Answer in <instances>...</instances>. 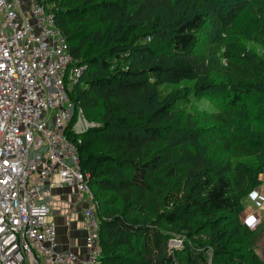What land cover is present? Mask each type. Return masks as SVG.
I'll return each instance as SVG.
<instances>
[{"label":"trees","instance_id":"obj_1","mask_svg":"<svg viewBox=\"0 0 264 264\" xmlns=\"http://www.w3.org/2000/svg\"><path fill=\"white\" fill-rule=\"evenodd\" d=\"M44 1L56 6L55 20L75 65L86 67L70 98L90 126L71 138L80 141V162L98 204L100 264H261L253 249L257 239L239 220V195L255 193L258 183L244 169L234 174L230 163L204 165L194 118L200 112L223 120V113L185 106L196 97L220 109L250 100L264 108V56L248 47L237 56L227 51L222 65L215 45L207 61L196 52L210 18L217 29L228 30L243 11L258 13L264 0H225L226 6L221 0ZM168 6L184 9L155 17ZM145 22L153 27L151 42L138 34ZM252 36L264 44V34ZM213 74L222 85L210 80ZM259 134L264 141V129ZM162 140L164 146L154 150ZM254 150L236 153L264 164V151ZM164 157L191 163L184 171L165 168ZM179 172L184 182L170 188L167 182ZM180 232L183 249H169V237ZM208 246L211 258L201 249Z\"/></svg>","mask_w":264,"mask_h":264},{"label":"built area","instance_id":"obj_2","mask_svg":"<svg viewBox=\"0 0 264 264\" xmlns=\"http://www.w3.org/2000/svg\"><path fill=\"white\" fill-rule=\"evenodd\" d=\"M55 7L0 0V264H100L98 204L71 138L90 126L70 98L86 67L75 65ZM64 190L83 208V254L62 249L52 219Z\"/></svg>","mask_w":264,"mask_h":264},{"label":"rangeland","instance_id":"obj_3","mask_svg":"<svg viewBox=\"0 0 264 264\" xmlns=\"http://www.w3.org/2000/svg\"><path fill=\"white\" fill-rule=\"evenodd\" d=\"M224 3V6L227 5V1L221 0ZM264 7V4L257 7V11H261ZM214 9H219L217 4L213 5ZM184 7L173 8L168 6V8L158 9L155 17L165 16L170 17L173 13H180ZM254 12L243 11L238 20L234 23L233 27L228 30L217 29V22L214 17L210 18L206 27L201 31V36L199 42L196 45V52L199 56L202 55L205 61L208 60V55L210 51V46L215 45L217 48L221 49L219 58L223 57V54L227 51L237 56L239 49L250 48V50H256L257 53L261 56H264V44L256 40L252 34L260 32V35L264 34L260 29V26L264 25V15H260ZM212 16H215L211 14ZM168 20V18H167ZM166 20V21H167ZM155 22V19L154 21ZM142 26V24H140ZM256 28L258 30H256ZM152 24H145L140 28L138 34L146 35L145 41H152ZM236 30V31H235ZM222 58V65L224 64ZM217 84H223V81L220 77L212 75L211 79ZM198 101L199 105H197ZM199 107L201 112L208 114L212 111H221L223 113V120L212 119L207 117L208 115H199L194 118L196 120L198 128L201 129V137L199 144L201 146V158L204 162V165L208 168L218 167L226 163H230L233 168V173L237 174L242 172L244 169L248 171L252 176L254 188L252 191H256L253 194L251 192H243L239 195V220L241 223L248 225L253 231L254 239H257L256 244L253 249L259 255V262L264 264V164L260 159L257 158H247L245 156H238L236 153L237 148L248 147L255 152L264 151V141L260 138V131L264 129V115H261V112L264 111V108L258 101L250 100L244 106L240 105L236 108H216L211 104V99L203 98L199 99L192 97V100L185 107L189 110L192 105ZM263 116V117H261ZM180 120L185 121V118L182 116ZM84 129L86 126H84ZM165 142L155 144L154 150L160 149L164 146ZM227 148L231 151H227ZM164 163L162 167L167 165L173 166L176 170H183L185 166L189 163H186L187 160L178 159V161H172L168 157H164ZM168 158V159H166ZM161 167V168H162ZM184 171V170H183ZM178 177L169 180L167 183L170 188L178 187L184 182V177L182 173L179 172ZM157 181H161L160 175H154ZM161 182H157L159 185ZM256 188V189H255ZM250 192V193H249ZM251 221V222H250ZM202 237V236H200ZM185 235L183 233H176L168 239L169 249L182 250L185 242ZM205 254L211 258L212 248L210 246L201 248Z\"/></svg>","mask_w":264,"mask_h":264},{"label":"crops","instance_id":"obj_4","mask_svg":"<svg viewBox=\"0 0 264 264\" xmlns=\"http://www.w3.org/2000/svg\"><path fill=\"white\" fill-rule=\"evenodd\" d=\"M64 190L62 196L55 194L52 208V219L59 228V242L63 250L73 249L83 254L85 228H83L82 207L76 205L77 198L67 195Z\"/></svg>","mask_w":264,"mask_h":264},{"label":"snow or ice","instance_id":"obj_5","mask_svg":"<svg viewBox=\"0 0 264 264\" xmlns=\"http://www.w3.org/2000/svg\"><path fill=\"white\" fill-rule=\"evenodd\" d=\"M251 222V221H250Z\"/></svg>","mask_w":264,"mask_h":264}]
</instances>
